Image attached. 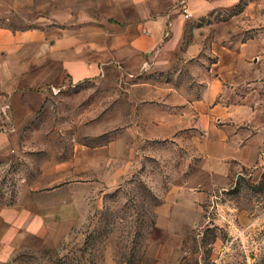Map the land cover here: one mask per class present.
<instances>
[{"label":"rangeland","instance_id":"374dc122","mask_svg":"<svg viewBox=\"0 0 264 264\" xmlns=\"http://www.w3.org/2000/svg\"><path fill=\"white\" fill-rule=\"evenodd\" d=\"M248 1L191 23L190 34L196 26L206 28L202 48L193 54L184 40L163 61L145 56L144 62L81 81L63 75L53 54L35 57L34 114L26 120L18 109L22 128L14 134L10 158L0 157V204L22 187L20 176L37 178L43 161L69 157L76 142L120 143L109 166L113 178L85 190L90 206L82 222L62 238L30 236L16 264H107L110 257L117 264H264V135L255 137L242 160H231L221 178L208 166L210 150H219L213 136L196 118L186 127L180 112L171 111L202 97L215 73L216 35L237 49L256 36L258 46L248 48L246 61L227 72L222 97L227 105L262 113L242 123L211 121L231 133L242 131L243 139L256 132V120L264 130V0H251L259 5L253 27L248 14L240 17ZM8 9L0 7V25H38L33 9ZM26 129H32L27 147ZM175 186L205 191L200 215L179 209L172 219L158 212Z\"/></svg>","mask_w":264,"mask_h":264},{"label":"crops","instance_id":"0c3cea01","mask_svg":"<svg viewBox=\"0 0 264 264\" xmlns=\"http://www.w3.org/2000/svg\"><path fill=\"white\" fill-rule=\"evenodd\" d=\"M241 2L243 0H0V7H9L8 11L33 9L37 13L33 21L38 23L25 28L0 25V157L10 158L14 134L22 128L18 109L25 111L26 120L33 117L35 57L53 54L63 75L71 81H81L97 78L112 67L123 69L129 64L144 62L145 56L163 61L175 54L184 40L186 52L193 54L202 48L201 40L205 36L201 31L206 28L196 26L190 34L189 25L215 9L236 7ZM258 6L257 1L249 0L240 15L248 14V27L258 24V11L255 12ZM237 32L240 35L242 31ZM219 37L216 35L217 41L211 45L218 55L211 68L215 73L202 97L180 102L171 111L180 112L186 127L196 118L207 134L213 136L219 150H210L213 158L208 166L224 178L231 168V160H242L250 152L252 141L263 136L264 130L256 120V132L247 134L249 139H243L242 131L236 129L237 133H231L211 121L217 117L242 123L262 113L257 107L249 110L245 104L227 105L222 97L229 79L227 72L237 70L238 65L246 61L248 48L258 46L257 37H249L240 49L224 45ZM37 100L40 104L41 97ZM5 105H9L8 116L2 112ZM27 131L26 147L32 141L28 139L32 129ZM217 132L221 137H216ZM121 141L123 149L125 143ZM119 143V140L102 145L76 142L69 157L43 161L37 178H18L22 187L9 199L5 196L0 204V264H16L15 257L26 248L30 236L42 240L62 238L82 222L90 206L85 190L113 178L109 166ZM204 193L187 186H175L158 212L172 219L179 209L200 215ZM173 235L178 237L175 232ZM107 262L117 264L113 257Z\"/></svg>","mask_w":264,"mask_h":264},{"label":"built area","instance_id":"2783aa9c","mask_svg":"<svg viewBox=\"0 0 264 264\" xmlns=\"http://www.w3.org/2000/svg\"><path fill=\"white\" fill-rule=\"evenodd\" d=\"M186 15L189 16V13L186 11ZM8 108H9V105H5L3 106L2 108V112L5 116H8Z\"/></svg>","mask_w":264,"mask_h":264}]
</instances>
